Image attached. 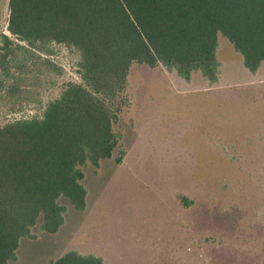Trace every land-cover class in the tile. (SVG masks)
Returning a JSON list of instances; mask_svg holds the SVG:
<instances>
[{
    "label": "rangeland",
    "instance_id": "obj_1",
    "mask_svg": "<svg viewBox=\"0 0 264 264\" xmlns=\"http://www.w3.org/2000/svg\"><path fill=\"white\" fill-rule=\"evenodd\" d=\"M2 34L0 127L41 116L77 61L61 46L39 52ZM216 56L215 82L132 66L123 161L116 149L84 168L85 209L62 198L59 230L42 232L40 218L36 238L20 239L6 264H49L69 251L105 264H264V67L249 72L222 36Z\"/></svg>",
    "mask_w": 264,
    "mask_h": 264
},
{
    "label": "trees",
    "instance_id": "obj_2",
    "mask_svg": "<svg viewBox=\"0 0 264 264\" xmlns=\"http://www.w3.org/2000/svg\"><path fill=\"white\" fill-rule=\"evenodd\" d=\"M0 50L9 37L39 52L51 45L76 54L74 77L64 82L41 116L0 127V264L15 260L19 240L39 229L56 233L66 199L86 205L83 169L110 159L120 164L122 115L131 105L134 65L218 78L222 36L249 72L264 67V0H3ZM6 51L5 53H7ZM51 67L53 62L47 60ZM185 203L184 198H180ZM49 264H105L69 251Z\"/></svg>",
    "mask_w": 264,
    "mask_h": 264
}]
</instances>
